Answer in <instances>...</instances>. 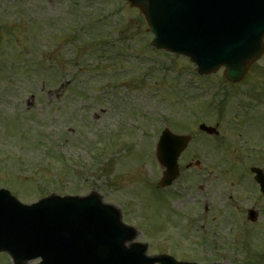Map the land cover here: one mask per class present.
I'll use <instances>...</instances> for the list:
<instances>
[{"label":"rangeland","instance_id":"1","mask_svg":"<svg viewBox=\"0 0 264 264\" xmlns=\"http://www.w3.org/2000/svg\"><path fill=\"white\" fill-rule=\"evenodd\" d=\"M99 10L108 14L106 33L112 41L129 24L137 43L151 40L138 11H130L125 0H0V189L24 204L52 193L99 195L140 231L136 241L149 244L150 256L174 254L180 262L199 264H264V196L250 172L251 167L264 168V140L243 144L251 127L243 116H264V100L255 98L264 97V58L249 81L232 86L222 71L203 79L184 57L146 51L144 73L153 76L133 88L112 81L115 72L107 74L111 66L104 62L98 75L92 47L77 41L68 45L71 30L81 27L75 22L95 18ZM82 37L88 42L92 34ZM49 46L55 52H48ZM47 52L54 53L59 66L54 83L48 74L40 78L38 66L41 58H49ZM74 60L84 64L71 68ZM137 68L116 74H134ZM81 80L90 82L84 97L78 94ZM255 84L262 91L252 97ZM223 92L231 97L220 105L225 109L220 118L204 101L220 102ZM184 102L190 111L181 113L177 103ZM201 123L220 124L217 142L199 131ZM165 127L195 137L180 161L183 176L170 189L174 197L169 201L153 189L162 174L155 147ZM263 129L264 123L255 124L252 139H264ZM213 156H219L217 167L210 166ZM200 158L207 168L186 169ZM250 209L260 214L256 223L247 220ZM0 264L12 263L2 253Z\"/></svg>","mask_w":264,"mask_h":264},{"label":"water","instance_id":"2","mask_svg":"<svg viewBox=\"0 0 264 264\" xmlns=\"http://www.w3.org/2000/svg\"><path fill=\"white\" fill-rule=\"evenodd\" d=\"M145 16L155 34L153 46L188 56L199 74L217 72L233 82L247 77L250 66L264 54V0H128ZM210 134L214 129L200 127ZM164 131L158 159L166 167L162 187L178 177L177 160L189 143ZM264 193V172L254 169ZM113 207L102 206L99 197L51 196L33 206L21 205L8 192H0V252H8L15 264H101L109 253L121 250L126 234ZM252 217H254L252 215ZM255 219V218H253ZM166 264H176L161 259ZM143 252L139 264H152ZM123 264V263H121Z\"/></svg>","mask_w":264,"mask_h":264},{"label":"trees","instance_id":"3","mask_svg":"<svg viewBox=\"0 0 264 264\" xmlns=\"http://www.w3.org/2000/svg\"><path fill=\"white\" fill-rule=\"evenodd\" d=\"M103 11L101 10V13L97 15L95 18L92 19V22H90L89 25V32L93 35L91 38V46L95 47L97 50L101 51L102 54L109 53V50H104V47H102V42L106 41L105 38L108 37V34L106 33V24L108 21V18L106 15H103ZM88 32V34H89ZM98 51V52H99ZM116 58H114V61ZM125 62H127V57L125 58ZM125 65H128V63H124ZM53 69V66L52 68ZM134 80H138V77H133Z\"/></svg>","mask_w":264,"mask_h":264},{"label":"flooded vegetation","instance_id":"4","mask_svg":"<svg viewBox=\"0 0 264 264\" xmlns=\"http://www.w3.org/2000/svg\"><path fill=\"white\" fill-rule=\"evenodd\" d=\"M252 110H253V109H252ZM251 117H252V116H250V115H249V116L244 115V116H243V119H244V118H247V119H249L250 121H252V120H251ZM204 209H205L206 214H208L209 211H210L209 206L204 207Z\"/></svg>","mask_w":264,"mask_h":264}]
</instances>
